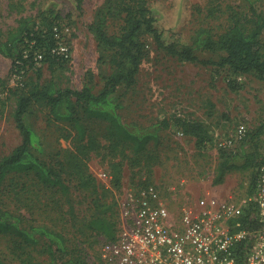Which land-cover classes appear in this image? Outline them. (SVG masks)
Listing matches in <instances>:
<instances>
[{"label": "rangeland", "instance_id": "1", "mask_svg": "<svg viewBox=\"0 0 264 264\" xmlns=\"http://www.w3.org/2000/svg\"><path fill=\"white\" fill-rule=\"evenodd\" d=\"M105 1L85 0L84 10L80 12L75 6L76 0H0V28L6 34L18 27L22 19L33 17L39 20L42 9L55 5L61 13V40L70 51L68 58L61 54L66 59L61 63L52 66L49 61L38 60L35 67L18 76L11 70L13 59L0 53V77L8 87L18 84L31 86L39 79V69L42 84L55 80L62 87L80 89L85 83H91L95 92H99L105 84V77L113 70L112 52L102 49L89 26ZM150 2L162 15L159 25L166 43L191 44L200 26L209 25L219 35L228 24V3L244 9L241 0H223V11L211 16L210 8L216 3L211 0ZM260 8L264 9V1ZM119 27L116 19L109 30L113 33ZM262 38L264 40V33ZM144 42L146 56L137 83L133 87L118 89L123 104L119 112L123 121L131 125L141 128L159 125L158 136L147 140L138 153L134 151V143L130 142L120 147L117 154H113L114 158L107 156L109 153L103 148L101 153L92 151L87 159L89 171L95 175L101 171L114 175L111 160L122 161V169L117 174L121 177V186L112 188L103 181L98 186L100 192H105L106 200L114 204L115 211L112 213L113 210H110L109 215L118 221L117 234L122 227L120 203L135 195L138 182L146 177L148 181L160 185L174 212L187 201L193 202L207 195L235 201L247 198L251 194L250 184L256 175V167L232 168L222 182H215L220 152L224 148L221 143L236 137L240 124L247 126L248 139L244 144L243 141L237 142L229 148L252 151L259 144L260 151L264 153V132L256 134L261 125L264 127L263 79L254 74H234L228 67L183 60L160 47L150 33L145 34ZM198 53L201 57L218 58L220 51L199 50ZM15 108L14 96L8 88L0 85V157L10 153L22 141L15 121ZM49 116V107L44 102L35 103L26 114L25 121L42 140L43 151L36 150V153L60 168L61 161L68 159L69 149H75L73 138L76 129L67 121ZM179 116L203 122L208 130L206 138L209 142L204 145L194 137L181 134L175 126ZM166 120L170 122L168 127L164 124ZM92 123L100 130L96 133L97 139L106 144L103 131L107 123L101 120ZM62 175L70 185L69 199L75 215L67 212L68 203L65 206L61 204L67 202L66 196L60 193L54 198L53 191L39 188L32 176L25 173L23 176H12L13 184H9L0 206L25 213L27 224L30 221L44 222L65 233L71 241H81L89 253L91 264H106L100 257L107 234L98 233L90 225L94 218L103 214L102 201L98 202V206L95 202L97 193L92 187L80 185L79 180L69 172L68 164ZM23 181L28 183L30 191H24L18 184ZM62 196L58 203L56 199ZM10 249V237L0 235V264H18ZM45 258L40 256L43 264Z\"/></svg>", "mask_w": 264, "mask_h": 264}, {"label": "trees", "instance_id": "2", "mask_svg": "<svg viewBox=\"0 0 264 264\" xmlns=\"http://www.w3.org/2000/svg\"><path fill=\"white\" fill-rule=\"evenodd\" d=\"M211 1L216 2L210 8L211 16L223 11V0ZM263 1L241 0L244 9H238L236 5L228 3V24L223 32L216 35L213 27L200 26L196 29L191 44H180L165 42L163 29L159 25L162 15H159L160 11L150 0H106L98 10L95 21L89 26L102 49L112 52L113 70L105 77V84L99 92H95L91 83H85L80 89L62 87L55 80L42 84V73L39 69V79L31 86L18 84L16 87H8L7 82L0 77V85L8 88L16 100L15 121L22 135L21 143L10 153L0 157V200L13 184L12 176H23L25 173L32 176L39 188L53 191L51 193L54 198L60 193L66 196L67 202L61 204L65 206L68 203L67 212L69 215H75L74 206L70 204L69 199L70 185L62 175L65 165L68 164L69 172L79 180L80 185L92 187L97 193L95 202L98 206V202L102 201L100 206L103 214L91 221L92 229L100 234L106 233L107 240L115 239L118 235V221L109 215L114 204L106 200L105 192L98 190L102 181L89 171L87 159L92 151L101 153L103 148L107 149V156L114 158L120 147L130 142L134 143V151L138 153L142 151L147 140L158 136L159 125L151 128L131 125L123 121L119 112L123 104L118 89L122 86L133 87L138 81L141 64L146 56L145 34H152L160 47L183 60L228 67L234 74H254L264 80V9L260 8ZM84 2L85 0H76L78 11L83 12ZM39 17V20L33 17L22 19L19 26L8 34L0 28V53L13 59L11 70L16 76L25 74L28 68L37 65L35 57L38 52H42V60L49 61L52 66L66 60L61 54L53 51L58 44L55 27L62 28L61 13L55 5H50L40 11ZM116 19L120 27L112 33L109 27ZM199 50L220 51V54L218 58H205L199 55ZM90 78L92 80V77ZM40 102L49 107L51 119L67 121L76 129L73 138L75 149H69L68 159L61 161L60 168L36 153V150L43 151L42 140L25 121L26 114L30 112L33 104ZM94 120L107 123L103 131L106 144L97 139L96 133L100 130L94 127ZM164 124L170 126L167 120ZM175 126L204 145L209 142L206 138L208 130L201 121L179 116L175 120ZM262 132L264 127L261 125L256 134ZM247 139L242 143H246ZM263 157L264 153L260 151L259 144L255 145L252 151H246L245 148L241 151L223 148L215 182H222L227 171L232 168L256 167L257 170L264 161ZM111 167L115 173H109L112 176L110 186L119 188L122 181L117 174L122 169V161L111 160ZM147 183L151 182L146 177L138 182V187ZM18 184L24 191L31 190L26 181ZM250 186L252 194L255 189V177ZM64 196L56 199L57 202ZM114 211L115 209L112 213ZM25 215L22 211L16 213L6 206H0V235L10 237V251L18 264H43L40 256H46L44 264H91L89 253L81 241H71L65 233L44 222L30 221L27 224ZM239 220L245 226L259 227L254 202L249 203ZM100 258L106 263L102 256Z\"/></svg>", "mask_w": 264, "mask_h": 264}, {"label": "built area", "instance_id": "3", "mask_svg": "<svg viewBox=\"0 0 264 264\" xmlns=\"http://www.w3.org/2000/svg\"><path fill=\"white\" fill-rule=\"evenodd\" d=\"M60 29L55 27L58 44L53 51L68 58L69 46L61 40ZM35 58L42 60L43 53ZM247 130L240 124L236 137L221 144L236 145L246 138ZM97 177L110 186L108 172ZM250 202L257 207L256 228L239 220ZM120 215L117 237L101 248L108 264H264V161L256 171L254 192L242 201L207 195L174 212L160 185L151 182L120 203Z\"/></svg>", "mask_w": 264, "mask_h": 264}]
</instances>
